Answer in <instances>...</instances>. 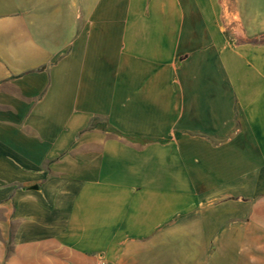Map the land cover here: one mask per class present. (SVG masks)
Returning a JSON list of instances; mask_svg holds the SVG:
<instances>
[{
  "label": "crops",
  "instance_id": "obj_1",
  "mask_svg": "<svg viewBox=\"0 0 264 264\" xmlns=\"http://www.w3.org/2000/svg\"><path fill=\"white\" fill-rule=\"evenodd\" d=\"M0 264H264V0H0Z\"/></svg>",
  "mask_w": 264,
  "mask_h": 264
},
{
  "label": "trees",
  "instance_id": "obj_2",
  "mask_svg": "<svg viewBox=\"0 0 264 264\" xmlns=\"http://www.w3.org/2000/svg\"><path fill=\"white\" fill-rule=\"evenodd\" d=\"M96 125H98V123L95 121V119H92V121L90 122L89 127L90 128H93V127H96ZM100 128L104 129L105 128V125L104 124H101Z\"/></svg>",
  "mask_w": 264,
  "mask_h": 264
}]
</instances>
